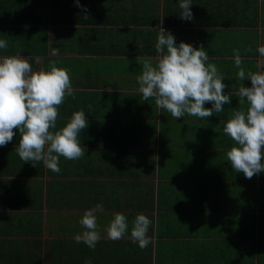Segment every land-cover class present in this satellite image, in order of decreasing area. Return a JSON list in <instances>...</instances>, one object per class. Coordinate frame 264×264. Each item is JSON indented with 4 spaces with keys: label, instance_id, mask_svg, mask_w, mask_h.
I'll list each match as a JSON object with an SVG mask.
<instances>
[{
    "label": "crops",
    "instance_id": "0c3cea01",
    "mask_svg": "<svg viewBox=\"0 0 264 264\" xmlns=\"http://www.w3.org/2000/svg\"><path fill=\"white\" fill-rule=\"evenodd\" d=\"M192 3L185 20L179 0H0V39L8 42L0 56L22 55L33 70L51 61L66 68L75 99L60 106L57 129L81 109L88 120L79 135L85 155L61 157L59 174L20 159L18 129L0 147V264H264V172L247 179L226 158L233 141L223 127L239 98L218 115L176 119L138 92L137 57L157 55L160 27L177 45L204 46L225 75V94L251 86L237 79L233 49L243 67L260 70L264 0ZM252 15L257 26L238 24ZM96 204L104 209L93 250L75 237ZM117 212L130 225L140 213L153 221L147 248L129 235L107 239Z\"/></svg>",
    "mask_w": 264,
    "mask_h": 264
},
{
    "label": "clouds",
    "instance_id": "9594fccd",
    "mask_svg": "<svg viewBox=\"0 0 264 264\" xmlns=\"http://www.w3.org/2000/svg\"><path fill=\"white\" fill-rule=\"evenodd\" d=\"M192 4V0H179L183 19L193 18ZM7 47L8 42L0 39V50ZM155 51V57H137L142 71L136 79L143 100H154L157 108L176 119L185 115L204 119L224 112L231 97H238L241 107L232 111L223 127V133L233 141L226 158L232 169L247 179L264 172V44L257 46L258 71L243 67L240 49H233L237 79L251 81V86L241 84L228 94L225 75L210 62L203 45L196 48L183 41L177 45L174 35L160 27ZM247 51L251 52V47ZM58 54V49H53L52 55ZM39 62L36 58V63ZM74 93L69 71L58 67L55 61L49 63L47 70H33L29 59L22 55L0 56V147L12 142L14 130L18 129L20 139L15 151L25 163L36 166L42 162L59 174L61 157L68 161L81 159L85 148L79 135L88 127L84 110L73 112L65 126L57 129L59 108L68 97L75 99ZM206 103L212 106L205 107ZM88 108L91 110L92 105ZM103 209V204H96L83 213L79 224L84 231L75 237L77 243L95 250L101 239L97 214ZM113 215L104 228L107 239L118 241L129 235L141 249L148 247L151 243L148 231L153 221L147 215L137 214L131 225L125 214Z\"/></svg>",
    "mask_w": 264,
    "mask_h": 264
},
{
    "label": "trees",
    "instance_id": "16d2710c",
    "mask_svg": "<svg viewBox=\"0 0 264 264\" xmlns=\"http://www.w3.org/2000/svg\"><path fill=\"white\" fill-rule=\"evenodd\" d=\"M233 2H238V1H233ZM252 4H255L252 9H251V14H254L257 12L258 8H257V5H256V2L254 3L253 1H250ZM245 4H247V1H245ZM243 7H241L240 9H242ZM243 9H246V8H243ZM251 22H247L246 24L243 22V23H240L238 21V24H243V25H246V26H249V27H255L258 25V15H252V19L250 20ZM224 25H231V24H224Z\"/></svg>",
    "mask_w": 264,
    "mask_h": 264
}]
</instances>
